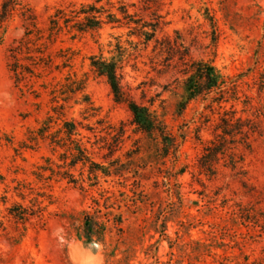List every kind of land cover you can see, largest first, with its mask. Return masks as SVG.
<instances>
[{"label": "rangeland", "instance_id": "1", "mask_svg": "<svg viewBox=\"0 0 264 264\" xmlns=\"http://www.w3.org/2000/svg\"><path fill=\"white\" fill-rule=\"evenodd\" d=\"M91 1L25 3L36 14L38 26L46 27L56 9ZM123 1L135 3L131 12L146 15L139 10V0ZM158 1L167 22L156 34L158 43L153 40L145 48L129 49L120 72L126 94L161 113L176 136L179 146L166 157L160 156L156 139L136 128L126 104L114 101L106 79L90 67L91 55H113L109 42L114 43L116 35L124 42L125 28L107 24L75 39L64 32L46 50L52 66L34 68V75L15 83L7 66V48L23 35V21L15 12L6 23L0 44V264H220L217 255L198 256L201 250L194 242L198 239L220 245L211 251L232 258L224 262L264 264V227L254 223L256 218L264 221V118L258 123L261 135L249 137V148L228 144L242 157L241 167L226 166L225 156L214 165L213 175L200 173L198 159L216 135L218 114L200 99L176 113L189 65L171 48L175 41L181 42L187 49L186 60L211 61L223 74L237 78L241 96L245 93L253 105H263L259 80L264 69V0ZM66 57V66L54 67ZM68 73L86 77L91 102L87 111L76 102L79 94L66 101L53 99L52 87L63 83ZM59 104L63 109L57 114L53 109ZM242 108L237 102V116L253 119ZM48 115L54 118L52 131L63 118L80 122L79 138L91 160L111 173L104 175L99 168L95 179L90 163H78L70 168L74 183L42 171L49 164L62 171L70 160L62 159L63 149H53L48 140L33 145L27 140ZM13 202L35 214L25 224L15 222L7 210ZM96 210L103 220L107 211L122 213V232L108 233L105 244H85L77 234L84 214ZM163 215L169 217L164 232ZM114 246L117 253L107 261L105 253Z\"/></svg>", "mask_w": 264, "mask_h": 264}, {"label": "trees", "instance_id": "2", "mask_svg": "<svg viewBox=\"0 0 264 264\" xmlns=\"http://www.w3.org/2000/svg\"><path fill=\"white\" fill-rule=\"evenodd\" d=\"M101 0H93L78 7H67L56 9L49 17L46 27L38 26L37 16L34 11L25 3V0H0V44L4 41V35L7 29L6 23L13 17L15 12H18L23 21V35L19 39H15L7 48V66L15 83H19L28 75H34V68L50 67L53 64L50 54H46L49 45H52L60 37L62 33L70 34V39L82 37L85 33L97 32L104 25H111L112 28H125L127 39L121 41V35L114 37L115 42H109L112 47L113 55L109 58L102 54L91 55L90 67L94 73L103 76L108 83L114 101L126 104L132 114V121L136 128L144 133L149 138H154L159 143L160 156L166 157L170 153H175L179 143L176 136L168 127L163 115L156 110H150L147 106L141 105L129 97L123 89L122 60L128 54L129 49L136 50L139 47H147L151 41L158 43L156 34L161 31L167 23L165 15L160 12V4L158 0H139L141 14L137 11H130V7H134L135 3H126L123 0H118L115 3L107 0L105 4L100 3ZM135 38V39H133ZM125 43V45H124ZM127 45V46H126ZM179 53V60L183 64H188L189 69L186 72L187 76L183 79V95L175 104V111L181 114L187 104L193 100L206 101L205 107L211 113L218 114V121L215 125L216 135L207 144L203 146L202 153L198 159L197 167L200 173L205 175H213L215 173V164L221 157L228 156L226 166L232 169H237L242 162V157L237 156L236 152L231 151L228 144L242 143L247 148L250 147L249 137L253 134L261 135L258 123L264 118V104L255 106L252 104V98L242 93L237 78H232L223 74L211 61L198 59L186 60L187 49L181 42L175 41L171 46ZM34 52L36 55H33ZM62 57L66 55H61ZM264 59V54H263ZM23 60H30L31 63H25ZM69 57L61 61L54 67L59 68L68 64ZM86 77H77L75 74L68 73L64 76V82L59 86L54 85L51 93L53 99L68 100L72 95L79 94L80 97L76 102L85 105H91L89 97L85 91ZM264 88V69L260 73L259 90ZM241 101L243 108L242 113L251 112L253 119L249 116H237L236 103ZM229 108H226V104ZM63 104L54 107L55 113H61ZM59 116V115H58ZM56 117L59 119L60 117ZM53 116L48 115L41 125L30 131L27 140L30 145L38 143L39 140H48L53 149H63L60 153L62 159L69 158L66 164L69 167L62 171H56L51 164L42 167V171L50 170V175L58 174L62 178H67L69 182H76V178L70 171L78 163L86 166L90 163L89 172L97 178L96 170L99 168L104 175L111 173L110 169L102 165L95 164L84 146L81 138H79L78 126L80 122L72 119H60V126L52 129ZM180 169V173L183 172ZM22 195L21 193H18ZM7 201L6 197L2 200ZM8 214L15 222L25 224L35 214V211L23 206L21 203L13 202L7 207ZM96 210L95 214L85 213L82 227L77 238L81 239L85 244L92 242L106 243L105 236L112 233L114 230L118 233L122 232V213L113 214L109 211L103 213L106 219H101V216ZM263 214V213H262ZM112 215L113 217H110ZM167 215H163L162 232L166 230V223L169 220ZM247 218H253L247 217ZM254 223L264 227V221L259 222V219H254ZM198 248V256L217 255L221 258L220 264H231L232 259L228 255L212 253L211 248L220 245H211L202 240L194 241ZM221 244V243H219ZM222 246V245H221ZM108 247H106L107 249ZM118 247L108 248L105 253L107 261L113 258L117 253ZM125 252V251H124ZM127 261L126 255L122 258ZM118 261H122L121 259Z\"/></svg>", "mask_w": 264, "mask_h": 264}]
</instances>
